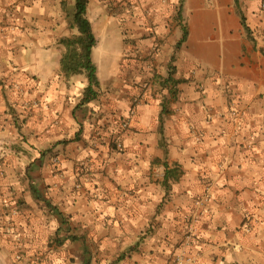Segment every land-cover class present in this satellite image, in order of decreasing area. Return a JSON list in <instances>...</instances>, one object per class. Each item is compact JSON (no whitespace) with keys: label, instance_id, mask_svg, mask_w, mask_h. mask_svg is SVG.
<instances>
[{"label":"crops","instance_id":"1","mask_svg":"<svg viewBox=\"0 0 264 264\" xmlns=\"http://www.w3.org/2000/svg\"><path fill=\"white\" fill-rule=\"evenodd\" d=\"M180 1L90 0L81 105L75 0H0V264H264V0Z\"/></svg>","mask_w":264,"mask_h":264},{"label":"trees","instance_id":"2","mask_svg":"<svg viewBox=\"0 0 264 264\" xmlns=\"http://www.w3.org/2000/svg\"><path fill=\"white\" fill-rule=\"evenodd\" d=\"M238 10H240V0H235ZM90 0H75L71 9L66 8L67 16L70 21V29L75 30L76 34L69 38H64L61 43L65 46L66 52L61 59V66L66 77L85 74L88 79V86L85 88L81 105H87L100 97V80L98 77V68L93 61V49L97 45V39L92 30V24L87 17L88 6ZM184 0L180 1L179 15L183 9ZM241 12V11H240ZM242 24L247 32L250 30L246 24V18L242 15ZM187 40V31L184 29L183 38L176 46L179 50ZM173 60V59H172ZM174 66L170 65V71L163 86L171 83L178 84L179 81L174 80ZM163 123V117L162 121ZM163 131V127H161Z\"/></svg>","mask_w":264,"mask_h":264},{"label":"rangeland","instance_id":"3","mask_svg":"<svg viewBox=\"0 0 264 264\" xmlns=\"http://www.w3.org/2000/svg\"><path fill=\"white\" fill-rule=\"evenodd\" d=\"M107 1V0H106ZM111 1V0H110ZM110 7H109V12L110 14L113 13V9H112V3L108 2ZM108 32L105 31L102 34L100 33V38L102 39V43L101 45L94 51V57L93 60L100 64L101 67H104L107 63V61L109 60V58L111 57L110 52L112 51L111 48H109L110 43L108 42V36H107Z\"/></svg>","mask_w":264,"mask_h":264},{"label":"built area","instance_id":"4","mask_svg":"<svg viewBox=\"0 0 264 264\" xmlns=\"http://www.w3.org/2000/svg\"><path fill=\"white\" fill-rule=\"evenodd\" d=\"M139 101H140V98H137L134 102L137 105V104H139ZM129 123H130V118L128 117L127 120L123 123V127L124 128H128L129 127ZM118 147L121 149L122 145L118 144ZM177 262H178V264H184L185 262L188 263V264H196L195 258L192 255H190L186 259H184L183 257L178 258Z\"/></svg>","mask_w":264,"mask_h":264}]
</instances>
